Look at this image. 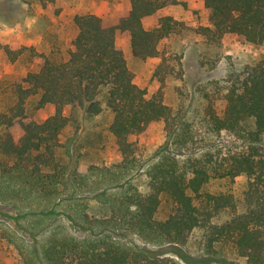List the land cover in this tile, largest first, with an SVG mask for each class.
<instances>
[{"label":"trees","instance_id":"trees-1","mask_svg":"<svg viewBox=\"0 0 264 264\" xmlns=\"http://www.w3.org/2000/svg\"><path fill=\"white\" fill-rule=\"evenodd\" d=\"M38 1L43 7L54 2ZM204 3L211 26L197 32L208 43L220 44L232 34L240 44H264V0ZM179 4L180 0H131L130 10L116 25L95 14L76 15L79 32L71 48L65 54L51 55L31 50L39 71H30L8 86L12 102L0 105V176L16 181L11 189L16 194L21 192L20 181L38 199L57 202L73 189L72 201L80 192L70 176L72 163L62 154L61 137L70 123L65 114L68 107L81 109L88 117L110 112V132L126 165L134 162L131 137L146 134L160 121L166 123L173 145L180 151L189 150L185 157L171 151L162 155L147 170L146 184L123 188L119 205V201L105 198L112 208L110 219H88L84 212H77L79 219H70V223L84 226L90 237H77L55 225L41 264H181L173 257L117 240L114 228L173 246L184 264H216L184 250L195 238L206 256L230 251L246 264H264V58L232 68L224 79L209 81L201 88L205 102L200 114L202 127L208 133L233 135L227 153H213L193 147L191 123L179 127L165 103L167 77L174 74L168 59L163 57L155 72L161 88L149 97L135 83L125 52L117 43L120 32L130 37L135 58L160 57V45L179 34L181 24L169 15L160 17L149 30L144 20ZM27 50L20 45L4 47L13 62ZM47 105L55 107L54 115L38 122L34 112ZM241 177L245 182L236 187ZM100 227L103 230L98 233Z\"/></svg>","mask_w":264,"mask_h":264},{"label":"rangeland","instance_id":"rangeland-1","mask_svg":"<svg viewBox=\"0 0 264 264\" xmlns=\"http://www.w3.org/2000/svg\"><path fill=\"white\" fill-rule=\"evenodd\" d=\"M130 8L131 0H54L46 7L38 0H0V105L3 107L12 102L8 87L11 83L19 81L30 71H39L31 50L51 55L58 52L65 54L71 48L79 32L74 20L76 15L95 14L116 25ZM169 15L180 22L181 32L162 42L160 57L146 61L135 58L130 37L120 32L117 43L125 52L135 75V83L145 89L149 97L161 88L155 72L163 57L168 59L174 74L167 77L164 100L172 109L179 127L191 123L193 147L227 153L233 135L227 132L208 133L200 123L205 104L201 88L209 81L224 79L232 68L240 69L259 62L264 58V44H240L232 34H227L220 44L208 43L197 32L200 27L211 26L210 11L204 0H180L179 5L168 6L156 16L146 18L144 25L152 30L160 17ZM6 45L25 46L28 50L22 58L13 62L4 51ZM54 113L55 107L47 105L35 111L34 115L38 122H44ZM65 114L70 123L61 137L65 147L62 154L66 162L72 163L70 176L81 190L74 200L71 198L72 201L69 198L72 193L75 194L73 189L64 196L68 200L57 198V202L55 199L49 201L28 193V188L21 181L18 183L21 192H12L16 181L0 176V264L44 262L43 250L49 237L54 235L55 225L77 237H90L84 226L70 223V219H79L77 212H84L88 219H110L112 208L105 198L119 201V205L123 200V190L141 188L146 184L147 170L166 152L180 153L181 157L189 154V150L180 151L173 145L174 139L169 136L166 123L160 121L151 126L146 134L131 137L135 149L134 162L126 165L115 148V139L110 132L113 118L110 112L88 117L83 110L68 107ZM244 182V177L239 178L236 187ZM238 198H242L240 191ZM82 206H85L84 210ZM102 230L100 227L97 232ZM114 231L112 234L117 240L127 245L147 248L155 255L173 257L184 264L169 244H155L136 232H127L122 228H114ZM196 239L184 248L191 256H204L216 264H246L244 259L230 251L206 256Z\"/></svg>","mask_w":264,"mask_h":264}]
</instances>
